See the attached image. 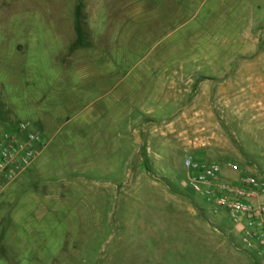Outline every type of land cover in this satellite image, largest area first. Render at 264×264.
Wrapping results in <instances>:
<instances>
[{
	"label": "rangeland",
	"instance_id": "obj_1",
	"mask_svg": "<svg viewBox=\"0 0 264 264\" xmlns=\"http://www.w3.org/2000/svg\"><path fill=\"white\" fill-rule=\"evenodd\" d=\"M250 62L264 68V0H0V105L9 122L0 130L30 122L53 136L57 159L41 176L58 175L77 196L42 220L29 199L33 173L13 184L14 201L0 202V264H263L231 237L227 213H211L191 190L185 167L188 156L199 161L201 76L222 73L221 87L246 95L264 83V69L244 72ZM150 89L163 94L149 99ZM175 90L191 97L188 133L158 123L175 130L171 156L158 157L159 142L138 156L135 120L150 107L168 112ZM206 109L212 132L264 136V124L246 123V108ZM99 131L104 139L93 137ZM262 143L248 148L260 158L253 175L264 178ZM141 157L149 172L136 168Z\"/></svg>",
	"mask_w": 264,
	"mask_h": 264
},
{
	"label": "crops",
	"instance_id": "obj_2",
	"mask_svg": "<svg viewBox=\"0 0 264 264\" xmlns=\"http://www.w3.org/2000/svg\"><path fill=\"white\" fill-rule=\"evenodd\" d=\"M259 42V40L253 41V43ZM253 52L251 58L254 60L258 57V55ZM250 64L251 65L242 67L245 69V73H258L259 70L264 69L263 67L258 66L259 63L255 64L254 62H250ZM225 79L226 78H224V75L222 73L214 72L209 76H201V79L198 83L197 97L195 99V101L197 102V107L199 108L197 132L200 139V154L198 158L201 162L208 163L209 160H212L213 162L211 163L221 164L223 167V178L230 182H236L239 179L241 172L231 170L227 166V164L229 162L237 163L243 171L253 174L252 172H254V167L256 166V164H258L260 158L255 155L256 153L248 148V144L262 143L264 136H259V134L256 135V133L254 132L248 136L232 133L234 139L230 140L225 136L223 129L219 130V132H212V114H208L206 112V107H210L214 103L215 106L226 105L230 107L239 106L241 108H246L245 111L248 115V120L246 121L247 124H252L251 126H253L254 124H264V83L248 85L247 89H242L245 90L247 94L241 95L239 94L237 88L234 89L233 86H231L230 89L221 87L220 84L222 82H225ZM140 89V93L145 90L143 86L140 87ZM150 90L152 91V93L146 95L147 97H149V99L154 97V95L156 94H163V92H161L159 89ZM153 92L156 93L153 94ZM167 96L170 97L169 99H173V102H170L169 104L171 106L168 112H165L163 113V115L158 116L157 110L150 107L146 110L147 116H140L135 120V123L140 126L139 128H141L134 140V147L137 150L136 153L138 156L141 152H143L142 150H144L145 148L147 155L152 154L154 150H160L158 148L159 143H161L164 151L162 156L158 155V157L163 160L166 156H171L169 154V147L171 145L170 137L175 133V130H159L157 128L158 123L168 122L180 124L181 127L185 128L184 130L179 132V134L182 135L185 133V131H187L188 133V130L190 128L189 124L194 122V119H191L192 115L190 111L191 109L189 107L192 104L191 97L185 99L184 92H182V90H177V92L175 90L174 95H169V92H167ZM0 106L4 108L0 109V126H4L6 124H9L8 117L7 115L1 114V112L5 113L7 107L3 103H1ZM202 110L204 111V118H202ZM101 119V117L92 116L89 118V122H110L109 120L102 121ZM236 122L238 123L239 127H243V124H241L244 122L243 120ZM27 123H29V126H31L30 122ZM247 128H249L248 125ZM94 130L95 129H93V131ZM35 132L40 133L43 136L44 141L47 140L45 141L46 146L41 150L35 162L29 168L24 170L15 180L11 182L4 180L3 184H0V202L3 199L14 201L15 197L6 193L11 191V186H13V184H15L18 180L27 176L28 174L33 173L34 182L36 183L34 184L35 188L33 191H31L29 199L30 202L34 204V207L37 211L36 214H40L41 219L43 220L44 217H46L48 214L55 213V211L61 210L63 208V205L71 204L76 201L77 196L68 194L63 187H60L58 185L59 182H54V180H56L55 178H57L58 175L55 178H53V174L41 176V174L46 171L47 166H49L50 162L52 161V158L57 159V149H53L51 147L54 141L53 136L44 133L42 134L39 131ZM93 137L104 139V134L99 131L95 136L93 135ZM118 138H123L121 136V133L118 134ZM120 148H122V146H118V150ZM259 155H261L260 157L264 156V151H260ZM60 163L61 162H59V164ZM71 163L73 164V168H78V166L75 165L76 161H71ZM136 168L147 172L150 171L149 165L143 157L138 159ZM262 169L264 170V167ZM48 170L51 169L49 168L47 169V171ZM41 179H43L44 181L42 180V182ZM40 181L41 183H46V186H48V188L45 189V186L42 184L39 186ZM74 187L75 186H73V188ZM40 189L43 190L41 191ZM68 191L70 193V189H68ZM230 226L231 237H240V235L238 234V228L233 226L231 223Z\"/></svg>",
	"mask_w": 264,
	"mask_h": 264
},
{
	"label": "built area",
	"instance_id": "obj_3",
	"mask_svg": "<svg viewBox=\"0 0 264 264\" xmlns=\"http://www.w3.org/2000/svg\"><path fill=\"white\" fill-rule=\"evenodd\" d=\"M29 128V123L19 122L13 129L0 130V184L15 180L46 146L43 136ZM227 166L241 172L236 182L223 178L221 164L188 156L189 187L204 200L208 211L227 213L230 223L238 228L242 247L261 257L264 264V178L243 171L234 162Z\"/></svg>",
	"mask_w": 264,
	"mask_h": 264
}]
</instances>
